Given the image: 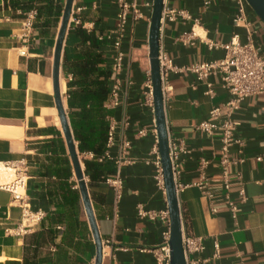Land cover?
<instances>
[{
  "label": "crops",
  "instance_id": "obj_1",
  "mask_svg": "<svg viewBox=\"0 0 264 264\" xmlns=\"http://www.w3.org/2000/svg\"><path fill=\"white\" fill-rule=\"evenodd\" d=\"M144 2L138 0L144 18L134 21L130 14L123 33L120 101L111 117L114 142L106 158L97 161L103 168V179L91 182L88 178L103 243L102 264H159L152 250L163 243L168 228L160 218L141 219L137 213L140 204L146 210H168L167 195L157 185L154 164L158 134L154 98L151 106L147 97L152 9ZM65 4L66 0H31L30 9H37L39 15L29 42L24 43L23 11L0 0V162H28L27 195L33 210L45 213L43 221L27 234L7 233L8 228L20 224L22 213L13 204L12 195L0 190V264L96 262L97 244L73 172L54 88L55 48ZM74 4L84 8L82 27L104 38L105 67L112 71L118 0H74ZM164 4L185 10L198 20L197 24L166 22L160 31V49L178 68L224 56L223 49L210 50L206 42L226 44L234 33L240 34L241 42L246 41V30L233 24L235 0H210L209 4L205 0H164ZM246 11L255 44L264 50V23L249 5ZM193 28L203 40L184 44L180 38L190 35ZM79 44L76 30L69 28L60 71V88L63 82L66 93L71 77L69 62ZM21 51L26 52L25 56ZM169 82L174 91L164 102L168 135L171 141H182L185 148L179 157L177 178L183 234L203 238L205 246L202 252L190 255L189 264H264V95L245 99L234 113L238 123L235 136L243 145L233 146L229 154L242 156L245 163L229 166L230 188L226 190L221 166L222 132L209 136L195 127L207 120L222 123L225 109L216 119L210 117V112L222 107L230 95L219 76L209 79L213 96L206 94V83L198 82L191 72H171ZM66 93L61 97L68 109ZM141 130H146V135L140 136ZM126 140L131 150L122 157L121 145ZM82 155L84 160L94 159L92 154ZM203 161L209 163L205 175L212 198L196 185L202 177ZM117 176L122 179L120 197L108 183ZM242 186L245 202L239 196ZM228 198L238 206L236 219L230 213ZM216 243L220 245L218 256H214Z\"/></svg>",
  "mask_w": 264,
  "mask_h": 264
},
{
  "label": "built area",
  "instance_id": "obj_2",
  "mask_svg": "<svg viewBox=\"0 0 264 264\" xmlns=\"http://www.w3.org/2000/svg\"><path fill=\"white\" fill-rule=\"evenodd\" d=\"M237 3V12L233 19V24L236 28H244L247 32V38L245 42H241L240 34L234 33L230 41L226 44H219L216 42H206L210 50L223 49L225 54L222 58L213 60L210 62H204L192 65L190 67L178 68L174 65L173 60L161 49L159 50V65L160 75L162 83V93L164 102L168 100L174 89L169 82V74L171 72H191L196 75L198 82H205L208 90L207 95L213 96L212 84L209 82L211 77L219 76L223 82V87L230 95V99L222 107H214L210 112L212 119L219 118L223 112L226 114V119L222 123H216L213 121H202L195 129L209 136H212L217 131H221L220 138L222 145V158L221 166L222 173L225 179V189L229 190L230 184L228 180V168L231 165H241L245 163V158L231 157L230 149L238 145L242 147L243 142L236 138L235 129L238 123L234 120V113L241 107L243 101L249 97L264 95V50L255 44L253 39L252 23L247 16V0H235ZM119 13H118V28L115 32L114 40V58L112 64V74L114 81L111 86V93L107 108L115 109L119 105L120 101V89L121 82L119 75L122 72L124 54L122 52V39L125 28L128 25L130 14L134 21H140L144 18V14L139 8L138 0L129 2L128 0H118ZM210 0H205V4H209ZM144 6L153 9V0H145ZM83 7L79 5H73L72 14L69 27L83 25L82 12ZM23 15L22 22V35L21 39L24 43H28L35 26V22L39 15L37 9L32 8L26 12L21 13ZM182 20L184 22L194 21L198 23L197 19H193L191 14L185 10H177L166 4H164L161 27L162 30L166 22H174ZM100 40H104L103 37H99ZM196 39L203 40L202 36L195 32L194 28L188 36L180 38L184 44H193ZM21 56H25L26 52L21 51ZM147 87L149 92L147 97L150 99L151 106H153V84L151 74L148 75ZM115 126L113 120L110 118V129L108 134L107 149H109L114 142ZM140 136L146 135V130H141L138 133ZM131 150V143L124 141L121 145L122 157L129 154ZM170 159L172 162L174 179L176 182V188L178 192L177 178L180 174L178 161L180 154L185 151L182 141H171L169 139ZM241 154L242 151L240 150ZM153 154L156 156L154 164L156 166V181L158 187L166 192L165 178L163 165L160 157L159 146L156 144L153 148ZM107 155V154H106ZM259 161L262 158H258ZM208 162L203 161L201 164L202 177L197 186L203 191V194L208 198H212V193L207 189L209 182L205 175V170L208 166ZM29 164L25 159L0 162V190L9 192L13 197V204L20 208L22 216L21 222L16 228H8L6 231L9 234L24 235L37 227L45 218V213L42 211H34L32 204L27 195L28 188V175ZM240 179V176H239ZM108 183L116 190L118 197L122 189V179L117 176L114 179H109ZM239 196L243 202L246 201L245 189L242 186L239 190ZM228 207L233 218L238 217V206L228 198ZM216 212V209H213ZM138 216L141 219L148 218L150 220H156L158 218L168 223L167 230L163 233V243L152 250L154 256L159 264H172V247L171 232H170V214L169 210L155 211L146 210L143 205L137 207ZM183 247L187 264L190 261V255L197 252H202L205 248L203 238L185 235L183 234ZM220 245L215 244L214 256L219 255Z\"/></svg>",
  "mask_w": 264,
  "mask_h": 264
},
{
  "label": "water",
  "instance_id": "obj_3",
  "mask_svg": "<svg viewBox=\"0 0 264 264\" xmlns=\"http://www.w3.org/2000/svg\"><path fill=\"white\" fill-rule=\"evenodd\" d=\"M248 5L252 8L255 14L264 23V0H247ZM74 0H66L61 27L57 38L55 56H54V88L56 95V104L59 112V117L62 125V130L70 155L73 172L79 182V191L83 205L88 216L91 228L94 232V238L97 244V256L95 264L103 262V243L100 237L97 221L94 214L93 203L89 191V185L86 181V167L83 171L79 158V147L75 140V136L69 120L68 109L65 108L61 97L60 88V71L62 53L66 34L69 30L70 19L72 14ZM164 7V0H153V9L151 14L150 24V64L151 77L153 84L154 112L156 117V126L158 134V145L160 157L163 165L166 195L168 202V210L170 214V232H171V247H172V264H187L184 247H183V225L182 216L179 206L178 192L174 179L172 162L170 159L169 150V135L165 116L164 99L162 93V83L159 65V50H160V27L161 18ZM68 106V104H67Z\"/></svg>",
  "mask_w": 264,
  "mask_h": 264
},
{
  "label": "trees",
  "instance_id": "obj_4",
  "mask_svg": "<svg viewBox=\"0 0 264 264\" xmlns=\"http://www.w3.org/2000/svg\"><path fill=\"white\" fill-rule=\"evenodd\" d=\"M7 2L15 10L26 12L31 8V0ZM73 28L80 44L68 67L71 76L67 80L68 114L80 154L94 156L92 161L84 160L83 165L90 181L95 182L103 179V168L97 161L105 159L107 153L113 110L107 108L106 103L111 93L113 74L105 67L107 61L102 51L104 41L94 31H88L82 25Z\"/></svg>",
  "mask_w": 264,
  "mask_h": 264
},
{
  "label": "bare ground",
  "instance_id": "obj_5",
  "mask_svg": "<svg viewBox=\"0 0 264 264\" xmlns=\"http://www.w3.org/2000/svg\"><path fill=\"white\" fill-rule=\"evenodd\" d=\"M65 93H66V85L62 82V89H61L62 96H64ZM63 101H64V104H65V107H66L65 100H63ZM79 158H80V154H79ZM80 161H81V167H82V169L84 171L85 170V168H84L85 165H83L84 163L82 162L81 158H80ZM75 177H76V175H75ZM76 179H77V177H76ZM86 181L88 182V177L86 178ZM79 182H80V180L77 179L78 189H79Z\"/></svg>",
  "mask_w": 264,
  "mask_h": 264
},
{
  "label": "rangeland",
  "instance_id": "obj_6",
  "mask_svg": "<svg viewBox=\"0 0 264 264\" xmlns=\"http://www.w3.org/2000/svg\"><path fill=\"white\" fill-rule=\"evenodd\" d=\"M79 154H80V153H79ZM80 158H81V160H83V163H84V157H83L82 154H80Z\"/></svg>",
  "mask_w": 264,
  "mask_h": 264
}]
</instances>
